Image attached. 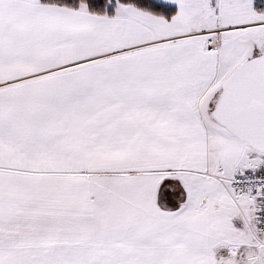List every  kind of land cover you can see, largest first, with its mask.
Masks as SVG:
<instances>
[{"label": "snow or ice", "instance_id": "1", "mask_svg": "<svg viewBox=\"0 0 264 264\" xmlns=\"http://www.w3.org/2000/svg\"><path fill=\"white\" fill-rule=\"evenodd\" d=\"M0 264H264V0H0Z\"/></svg>", "mask_w": 264, "mask_h": 264}]
</instances>
